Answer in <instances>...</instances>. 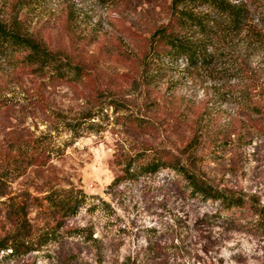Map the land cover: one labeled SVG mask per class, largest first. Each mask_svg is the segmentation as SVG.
<instances>
[{
	"label": "rangeland",
	"instance_id": "rangeland-1",
	"mask_svg": "<svg viewBox=\"0 0 264 264\" xmlns=\"http://www.w3.org/2000/svg\"><path fill=\"white\" fill-rule=\"evenodd\" d=\"M230 1L251 17L204 38L210 63L163 67L153 33L179 0H0L4 24L84 73L0 54V240L18 228L14 207L36 247L0 264H264V0ZM19 141L37 161L15 158ZM172 154L243 204L194 194L170 166L139 168ZM82 193L70 217L49 205Z\"/></svg>",
	"mask_w": 264,
	"mask_h": 264
},
{
	"label": "trees",
	"instance_id": "trees-1",
	"mask_svg": "<svg viewBox=\"0 0 264 264\" xmlns=\"http://www.w3.org/2000/svg\"><path fill=\"white\" fill-rule=\"evenodd\" d=\"M176 1L174 0V2ZM178 4H182V6L178 8L176 5H172L173 13L169 21L153 33L155 40L149 54L152 59L163 67H167L166 61H177L179 59H185L191 66H197V63L200 66L207 65L212 60V54L206 51V39L204 38L209 37L211 34H217L219 31L240 30L246 19L251 17L248 8H244L242 5L230 0H179ZM193 4L209 6L217 17L208 13L194 12L189 6ZM258 23L263 28L262 33L264 35V14L259 18ZM191 31L199 33L202 38L193 40L189 34ZM13 50H29L26 57L31 62L54 61L53 73L59 79L67 80L70 76L83 77L84 73L81 65L63 60L60 56L43 48L33 37L8 27L0 20V54H6ZM17 147L18 152L15 158L18 161H26L27 163L31 160V162L37 161L36 158L38 157L32 152L33 145L31 143L19 141ZM169 166L183 176L187 186L192 188L194 194L201 195L206 199L210 197L219 199L226 209L243 204L242 198L229 196L214 188L211 184L209 185L194 170H189L174 154L166 160L153 157L139 168L144 173H149L156 172L160 167ZM3 176L6 177L7 175ZM4 194H6L5 190L2 189L0 184V195ZM85 197L86 195L83 193L80 197L71 194L65 196L50 195L48 201L49 205L60 215V219H63L74 215L84 202ZM0 202L7 204L6 201ZM10 209H13V223L18 228L0 240V251L6 252L7 256H20L30 253L36 247L32 240H28L27 234L22 232L23 226L20 225L24 217L22 219L17 208L11 207ZM57 233L53 229L51 232L44 233L40 237V243L45 244L51 241V239L57 237Z\"/></svg>",
	"mask_w": 264,
	"mask_h": 264
}]
</instances>
